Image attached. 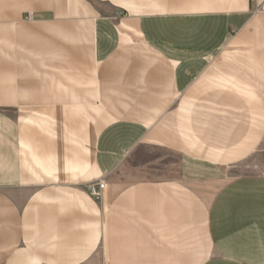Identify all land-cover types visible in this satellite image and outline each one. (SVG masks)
Wrapping results in <instances>:
<instances>
[{
  "label": "crops",
  "instance_id": "crops-1",
  "mask_svg": "<svg viewBox=\"0 0 264 264\" xmlns=\"http://www.w3.org/2000/svg\"><path fill=\"white\" fill-rule=\"evenodd\" d=\"M261 156L264 0H0V264H264Z\"/></svg>",
  "mask_w": 264,
  "mask_h": 264
},
{
  "label": "rangeland",
  "instance_id": "rangeland-1",
  "mask_svg": "<svg viewBox=\"0 0 264 264\" xmlns=\"http://www.w3.org/2000/svg\"><path fill=\"white\" fill-rule=\"evenodd\" d=\"M26 20H31V15L28 14L25 17ZM239 173H251V172H259L264 173V157L261 156L259 159H256L255 161L248 160L241 163V166L238 168ZM90 175L85 176L82 181H89ZM211 194V193H210ZM97 264H102L101 261H96ZM93 264V263H92ZM95 264V263H94Z\"/></svg>",
  "mask_w": 264,
  "mask_h": 264
},
{
  "label": "built area",
  "instance_id": "built-area-1",
  "mask_svg": "<svg viewBox=\"0 0 264 264\" xmlns=\"http://www.w3.org/2000/svg\"><path fill=\"white\" fill-rule=\"evenodd\" d=\"M106 188L107 183L104 177H95L86 184L87 194L95 200H99L103 197Z\"/></svg>",
  "mask_w": 264,
  "mask_h": 264
}]
</instances>
